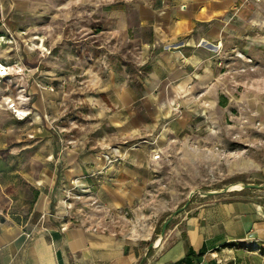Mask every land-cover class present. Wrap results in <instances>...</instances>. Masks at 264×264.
<instances>
[{
    "label": "rangeland",
    "instance_id": "374dc122",
    "mask_svg": "<svg viewBox=\"0 0 264 264\" xmlns=\"http://www.w3.org/2000/svg\"><path fill=\"white\" fill-rule=\"evenodd\" d=\"M0 63V211L43 195L145 250L192 205L264 201L202 193L264 182V0H0Z\"/></svg>",
    "mask_w": 264,
    "mask_h": 264
},
{
    "label": "crops",
    "instance_id": "0c3cea01",
    "mask_svg": "<svg viewBox=\"0 0 264 264\" xmlns=\"http://www.w3.org/2000/svg\"><path fill=\"white\" fill-rule=\"evenodd\" d=\"M230 196L192 205L168 245L165 237L139 250L95 219L56 217L49 197L41 195L26 212L11 205L0 211V264H220L233 254L236 241L264 243V201Z\"/></svg>",
    "mask_w": 264,
    "mask_h": 264
},
{
    "label": "water",
    "instance_id": "95a60500",
    "mask_svg": "<svg viewBox=\"0 0 264 264\" xmlns=\"http://www.w3.org/2000/svg\"><path fill=\"white\" fill-rule=\"evenodd\" d=\"M242 188H264V182L263 183H254V182H243L242 183ZM232 190L231 186H225L222 190H208V191H204L202 190V193L204 194H214V193H218L221 191H229ZM196 192V190H192L189 194V198L188 200L180 207H178L176 210H174L170 216L164 221L163 225H162V229H161V236L163 237L166 231V228L168 226V224L172 221V219L181 211H183L190 203L192 196L194 195V193ZM155 242H151L150 243V247L154 246Z\"/></svg>",
    "mask_w": 264,
    "mask_h": 264
},
{
    "label": "trees",
    "instance_id": "16d2710c",
    "mask_svg": "<svg viewBox=\"0 0 264 264\" xmlns=\"http://www.w3.org/2000/svg\"><path fill=\"white\" fill-rule=\"evenodd\" d=\"M262 242H259V241H250V240H241V241H236L234 242L233 246H239V247H243L245 245H249L251 248L253 247H259V245L261 244ZM199 254L202 255L204 254V250L200 249L199 251Z\"/></svg>",
    "mask_w": 264,
    "mask_h": 264
},
{
    "label": "built area",
    "instance_id": "2783aa9c",
    "mask_svg": "<svg viewBox=\"0 0 264 264\" xmlns=\"http://www.w3.org/2000/svg\"><path fill=\"white\" fill-rule=\"evenodd\" d=\"M7 73L6 67L0 63V75H4ZM160 156V154L157 153V155H155L156 158H158ZM46 214H42V217H45ZM29 236V235H28Z\"/></svg>",
    "mask_w": 264,
    "mask_h": 264
},
{
    "label": "bare ground",
    "instance_id": "6f19581e",
    "mask_svg": "<svg viewBox=\"0 0 264 264\" xmlns=\"http://www.w3.org/2000/svg\"><path fill=\"white\" fill-rule=\"evenodd\" d=\"M230 186H231V188H232V185H230ZM233 187H234V188H242V183L235 184ZM155 244H156V243H155Z\"/></svg>",
    "mask_w": 264,
    "mask_h": 264
}]
</instances>
